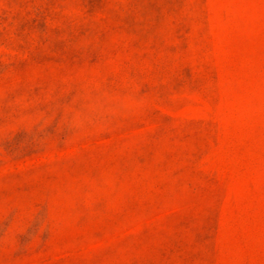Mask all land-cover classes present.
Here are the masks:
<instances>
[{"label": "rangeland", "instance_id": "obj_1", "mask_svg": "<svg viewBox=\"0 0 264 264\" xmlns=\"http://www.w3.org/2000/svg\"><path fill=\"white\" fill-rule=\"evenodd\" d=\"M0 264H264V0H0Z\"/></svg>", "mask_w": 264, "mask_h": 264}]
</instances>
